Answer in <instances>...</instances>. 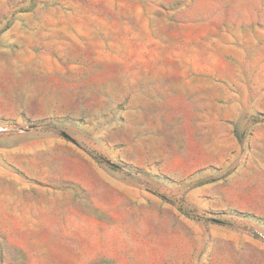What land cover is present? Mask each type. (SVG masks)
I'll list each match as a JSON object with an SVG mask.
<instances>
[{"label": "rangeland", "instance_id": "obj_1", "mask_svg": "<svg viewBox=\"0 0 264 264\" xmlns=\"http://www.w3.org/2000/svg\"><path fill=\"white\" fill-rule=\"evenodd\" d=\"M0 264H264V0H0Z\"/></svg>", "mask_w": 264, "mask_h": 264}, {"label": "water", "instance_id": "obj_2", "mask_svg": "<svg viewBox=\"0 0 264 264\" xmlns=\"http://www.w3.org/2000/svg\"><path fill=\"white\" fill-rule=\"evenodd\" d=\"M112 166L116 167V165L112 164Z\"/></svg>", "mask_w": 264, "mask_h": 264}]
</instances>
